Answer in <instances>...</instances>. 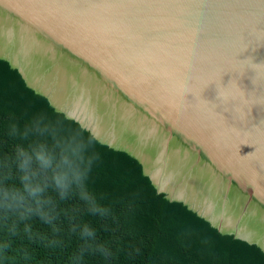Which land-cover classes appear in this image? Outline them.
Instances as JSON below:
<instances>
[{"label": "water", "instance_id": "obj_1", "mask_svg": "<svg viewBox=\"0 0 264 264\" xmlns=\"http://www.w3.org/2000/svg\"><path fill=\"white\" fill-rule=\"evenodd\" d=\"M0 107L202 264H264V0H0Z\"/></svg>", "mask_w": 264, "mask_h": 264}, {"label": "trees", "instance_id": "obj_2", "mask_svg": "<svg viewBox=\"0 0 264 264\" xmlns=\"http://www.w3.org/2000/svg\"><path fill=\"white\" fill-rule=\"evenodd\" d=\"M11 125L24 130L33 123L21 114L0 107V168L7 159L9 183L19 185L15 165L11 162L18 144L27 148L33 141L40 140L57 152L59 149L55 148L56 142L49 135L33 134L26 140L12 137L9 135ZM84 183L92 195L91 203L97 204L104 214L90 211V204L79 198L75 187L64 199L49 187L44 197L51 203L45 206V210L52 223L33 216L18 225V234L8 235L0 219V242H9L10 260L17 264H202L141 207L126 199L121 190L101 179L94 182L88 175ZM2 215L0 212V217ZM12 222V219L8 220L9 225ZM26 224L31 227L30 233L24 232ZM85 225L96 233L91 244L88 242L91 238L81 237ZM97 244H102L110 255L95 251ZM23 252L29 254L26 261L21 259Z\"/></svg>", "mask_w": 264, "mask_h": 264}, {"label": "clouds", "instance_id": "obj_3", "mask_svg": "<svg viewBox=\"0 0 264 264\" xmlns=\"http://www.w3.org/2000/svg\"><path fill=\"white\" fill-rule=\"evenodd\" d=\"M45 136L53 135L56 140L55 151L47 143L35 140L27 148L17 145L12 156V163L17 172L16 179L19 185L9 183L10 173L7 172L8 161H4L0 168V212L3 213L0 219L3 220L8 235L18 234V225L29 221L33 216H38L46 223H52L45 206L51 201L44 197L47 188L52 187L64 199L75 187L78 190L79 198L90 204V211L104 214L97 204L92 202V195L85 187L86 170L82 167L84 144L78 142L74 137L58 138L50 125L37 121L31 127L24 130L16 125L9 127V135L14 138L28 139L31 135ZM14 218V219H13ZM12 219L11 225L8 220ZM25 233L31 232L30 225L26 224ZM96 233L88 225L81 230V237L91 244L95 240ZM10 244L7 240L0 242V264H17L15 260H10L8 251ZM95 251L107 256L102 244H97ZM29 258L27 252L21 254V259L26 261Z\"/></svg>", "mask_w": 264, "mask_h": 264}]
</instances>
